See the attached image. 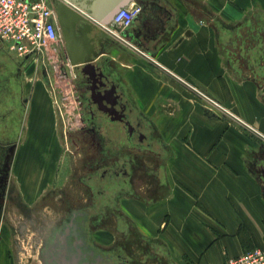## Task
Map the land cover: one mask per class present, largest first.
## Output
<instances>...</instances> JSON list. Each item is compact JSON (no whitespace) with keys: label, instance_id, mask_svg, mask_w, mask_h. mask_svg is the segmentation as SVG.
I'll list each match as a JSON object with an SVG mask.
<instances>
[{"label":"crops","instance_id":"crops-1","mask_svg":"<svg viewBox=\"0 0 264 264\" xmlns=\"http://www.w3.org/2000/svg\"><path fill=\"white\" fill-rule=\"evenodd\" d=\"M132 2L142 11L122 31L128 42L98 27L106 44L95 61L108 59L107 71L150 121L166 190L155 188L149 204L124 199L125 214L168 264H224L264 250V0ZM90 43L97 49V39ZM190 84L246 125L207 113Z\"/></svg>","mask_w":264,"mask_h":264},{"label":"flooded vegetation","instance_id":"flooded-vegetation-1","mask_svg":"<svg viewBox=\"0 0 264 264\" xmlns=\"http://www.w3.org/2000/svg\"><path fill=\"white\" fill-rule=\"evenodd\" d=\"M63 10L61 19L57 14L59 38L53 49L72 71L75 91L81 97L82 121L76 127L80 134L71 139L77 151L73 169L58 185L44 181L36 196L42 211L38 218L32 212L36 201L30 203L25 196L33 188L20 189L18 196L13 192L16 181L8 179L5 197L18 199L24 232L29 227L38 231L35 243L40 264H168L164 252L138 231L135 220L123 209L124 199L149 204L155 188L159 193L166 190L161 177L163 147L150 121L107 71L106 57L95 61L94 75L70 65L67 46L74 39L83 40L85 34L76 32L75 25L71 30L70 15ZM78 24L82 30L89 26L85 21ZM94 33L98 40L94 50H101L106 44L104 34L99 29ZM49 50L20 56L0 39V61L6 65L0 70V165L7 161V151L19 144L20 138L14 135L19 123L14 118L23 117L29 102L23 92L22 67L34 55L44 58ZM261 54L264 79V45ZM22 130L23 124L20 134ZM8 172L13 175L12 168Z\"/></svg>","mask_w":264,"mask_h":264},{"label":"rangeland","instance_id":"rangeland-1","mask_svg":"<svg viewBox=\"0 0 264 264\" xmlns=\"http://www.w3.org/2000/svg\"><path fill=\"white\" fill-rule=\"evenodd\" d=\"M53 47L52 44L47 48L50 50L44 58L34 55L22 67L23 92L29 102L23 117L14 118V122L19 123L14 134L20 138L19 144L7 151L8 159L0 165V264H40L35 243L39 241L38 231L29 227L24 232L23 213L16 206L19 201L6 199L5 182L8 179L16 181L13 192L18 196L26 187L33 188L34 192L25 196L30 203L36 201L32 212L38 218L42 211L36 196L44 181L58 185L73 169L77 151L71 139L80 134L76 127L82 121L81 97L75 91L72 71L54 53ZM5 66L1 60L0 70L4 71ZM9 168L13 170L12 176Z\"/></svg>","mask_w":264,"mask_h":264},{"label":"built area","instance_id":"built-area-1","mask_svg":"<svg viewBox=\"0 0 264 264\" xmlns=\"http://www.w3.org/2000/svg\"><path fill=\"white\" fill-rule=\"evenodd\" d=\"M59 3L75 7L69 0H0V39L20 56L36 54L49 48L59 38L56 11ZM141 11L142 5L132 2L119 8L110 22L96 23L115 39L128 42L122 31L132 24ZM190 86L203 100L200 103L205 109L230 116L246 125L198 87L192 84ZM224 264H264V250L261 247L249 248L228 257Z\"/></svg>","mask_w":264,"mask_h":264},{"label":"water","instance_id":"water-1","mask_svg":"<svg viewBox=\"0 0 264 264\" xmlns=\"http://www.w3.org/2000/svg\"><path fill=\"white\" fill-rule=\"evenodd\" d=\"M73 6L62 5L59 3L56 6V11L58 16H64V12L66 9L67 13L70 15L69 24L71 26V30H73V26L76 25L79 21H85L88 23V27L84 30L80 29V32L85 34V38L83 40L74 39L71 45L67 46V53L69 57L70 64L79 65L82 68L84 73L95 74V58L97 56V52L94 50L93 44L90 43L91 40L96 39L95 33L91 39H88L86 36L87 32H94L99 26L97 23H108L111 21L113 15L117 11V9L127 5L130 0H110L106 3H103L98 6V3L92 1L90 6L87 7L86 1H82L81 3H76L73 0H69ZM62 10L64 12H62ZM85 12V14H83ZM90 19H86V18ZM90 20V21H87ZM97 22V23H96ZM95 24V25H94ZM65 31V28L63 29ZM30 55V54H29ZM29 55H25L28 57ZM205 111L209 114L212 113L209 109H205Z\"/></svg>","mask_w":264,"mask_h":264}]
</instances>
